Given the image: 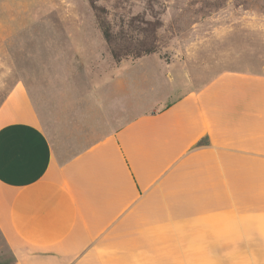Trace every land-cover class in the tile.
Returning a JSON list of instances; mask_svg holds the SVG:
<instances>
[{
	"label": "crops",
	"instance_id": "1",
	"mask_svg": "<svg viewBox=\"0 0 264 264\" xmlns=\"http://www.w3.org/2000/svg\"><path fill=\"white\" fill-rule=\"evenodd\" d=\"M144 60L135 75L109 80L110 99L129 85L133 116L68 158L23 85L1 102L9 264L264 261V58L247 55L229 70L200 58L197 85L188 77L183 89L168 88L175 76L154 77L146 106Z\"/></svg>",
	"mask_w": 264,
	"mask_h": 264
},
{
	"label": "rangeland",
	"instance_id": "2",
	"mask_svg": "<svg viewBox=\"0 0 264 264\" xmlns=\"http://www.w3.org/2000/svg\"><path fill=\"white\" fill-rule=\"evenodd\" d=\"M100 22L120 48L153 49L139 58L143 106L154 97V77L175 76L168 88L183 89L188 77L197 85L200 58L219 60L217 70L236 68L247 55L264 58V0H0V104L23 85L63 158L137 110L129 85L110 99L109 80L135 75L138 59L116 63ZM11 260L0 237V264Z\"/></svg>",
	"mask_w": 264,
	"mask_h": 264
},
{
	"label": "trees",
	"instance_id": "3",
	"mask_svg": "<svg viewBox=\"0 0 264 264\" xmlns=\"http://www.w3.org/2000/svg\"><path fill=\"white\" fill-rule=\"evenodd\" d=\"M102 36L106 42V44L109 47V50L111 52L112 58L116 63L121 62L123 59H127L128 57L132 56V59H139L140 57L150 54L153 51V49L146 48V49H136L130 47H119L117 38L114 36V34L109 29V26L105 23L99 24ZM132 54V55H131Z\"/></svg>",
	"mask_w": 264,
	"mask_h": 264
}]
</instances>
